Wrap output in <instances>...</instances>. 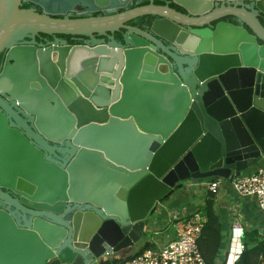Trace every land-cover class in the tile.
Returning <instances> with one entry per match:
<instances>
[{
    "label": "water",
    "instance_id": "water-1",
    "mask_svg": "<svg viewBox=\"0 0 264 264\" xmlns=\"http://www.w3.org/2000/svg\"><path fill=\"white\" fill-rule=\"evenodd\" d=\"M134 1L0 0V264H98L177 187L232 183L264 157V0L67 16Z\"/></svg>",
    "mask_w": 264,
    "mask_h": 264
},
{
    "label": "crops",
    "instance_id": "crops-1",
    "mask_svg": "<svg viewBox=\"0 0 264 264\" xmlns=\"http://www.w3.org/2000/svg\"><path fill=\"white\" fill-rule=\"evenodd\" d=\"M256 169L257 164L245 173H254ZM215 180L222 181V183L218 195L213 196L208 193L207 186ZM209 207L214 212L213 223L216 229H220L221 241L220 248L217 249L215 239L210 242V247H206L202 241V250L205 253H210L208 256H203L205 261L214 259V264L226 262L237 264L243 253L240 250L241 243L253 244L261 240L264 241V215L259 210L256 198L238 196L233 191L231 182L220 178L191 180L179 186V189H175L171 197L157 204L150 217L149 226L145 229L146 236L133 248L122 252L119 256L125 258L134 256L145 249L147 245L153 250L163 249L175 239L173 229L175 215L189 214L193 211H201L206 214ZM234 212H238L240 215L235 217ZM240 220L243 221V224L248 225L242 235L235 234L233 231V223ZM261 259L262 257L258 262Z\"/></svg>",
    "mask_w": 264,
    "mask_h": 264
},
{
    "label": "built area",
    "instance_id": "built-area-1",
    "mask_svg": "<svg viewBox=\"0 0 264 264\" xmlns=\"http://www.w3.org/2000/svg\"><path fill=\"white\" fill-rule=\"evenodd\" d=\"M233 191L240 197H254L258 201L260 212L264 215V157L257 161L254 173L243 175L232 182ZM208 193L215 196L221 190V182L215 180L207 186ZM240 215L234 212V216ZM243 222V221H242ZM240 221L233 223L234 233H245L248 225ZM208 223V217L201 211L178 214L173 219L175 239L161 250L147 248L139 255L120 257L116 254H105L97 260L98 264H208L200 250L199 240ZM241 243L240 250H245ZM218 264V263H215ZM223 264V263H220ZM224 264H233L226 262ZM259 264H264L260 262Z\"/></svg>",
    "mask_w": 264,
    "mask_h": 264
},
{
    "label": "flooded vegetation",
    "instance_id": "flooded-vegetation-1",
    "mask_svg": "<svg viewBox=\"0 0 264 264\" xmlns=\"http://www.w3.org/2000/svg\"><path fill=\"white\" fill-rule=\"evenodd\" d=\"M31 9H35L37 10V12L41 13L42 10L41 8H39L36 5H33L31 3H26ZM150 4L149 0H138V1H134L130 4H128L125 8L123 9H119L113 13H107L106 11L103 13H87L84 10H82L81 8H77L76 12H72L70 15H67L70 19H85V18H91V17H102V16H112V15H116V14H121L123 12L126 11H130L136 8H141V7H145L148 6ZM155 5L158 6H169L172 9H175L179 12H184L180 7L176 6L174 3H171L169 1L166 0H155L154 1ZM29 8V9H30ZM66 17V16H65ZM56 18H64L63 17H56ZM150 21H153V18H150ZM137 20L129 22L128 25L132 26V27H137V28H142V27H147L148 24H142L140 25V23H136ZM262 23L264 24V20H262ZM114 37V39L118 42V43H122V36L121 33H116L113 35L111 34H106L103 36L100 35H95L94 38L98 41H104L106 44H108L109 42H111L110 38ZM35 40L37 41L38 44L46 46L47 44L53 43L56 40H61V41H66L69 45H85L88 42L87 38L84 37H80V36H64V35H45V34H40L38 35ZM26 41H30L28 39H26ZM5 61V53L2 54L0 56V68L3 65ZM62 157V156H61ZM164 201V200H163Z\"/></svg>",
    "mask_w": 264,
    "mask_h": 264
},
{
    "label": "trees",
    "instance_id": "trees-1",
    "mask_svg": "<svg viewBox=\"0 0 264 264\" xmlns=\"http://www.w3.org/2000/svg\"><path fill=\"white\" fill-rule=\"evenodd\" d=\"M22 8L23 9H29L30 7L26 3H23L22 4ZM149 22H151L150 18L145 17V18L138 19L136 23H140V25H142V24L144 25V24L149 23ZM176 189H179V187H177ZM173 193H174V191L169 195V197H171V195ZM206 216L208 217V223H207V225L205 226V228L203 230L201 239L199 240V247H200V250H201L202 255L204 257L208 256L210 253H208V252L205 253L202 250V241H204L206 247L207 246L210 247V245H211L210 242H212V240L215 239V241H216V249L218 247L220 248V241H221L220 229L219 230L216 229L215 224L213 223L215 215H214V212H213L211 207L207 208ZM206 236H207V239H206ZM245 245H246L245 246V250L243 251V253H242L241 257H240V260H239V262L237 264H259L261 261L264 262V241L261 240L260 242H255L253 244L247 243ZM147 248H149L148 245H147V247L145 249H147ZM145 249H143V250H145ZM142 251H140L136 255H139L140 253H142ZM260 257H262V259L258 262ZM213 260L214 259L206 261V262L208 264H214Z\"/></svg>",
    "mask_w": 264,
    "mask_h": 264
},
{
    "label": "rangeland",
    "instance_id": "rangeland-1",
    "mask_svg": "<svg viewBox=\"0 0 264 264\" xmlns=\"http://www.w3.org/2000/svg\"><path fill=\"white\" fill-rule=\"evenodd\" d=\"M222 183V181H220ZM232 184V183H231Z\"/></svg>",
    "mask_w": 264,
    "mask_h": 264
}]
</instances>
